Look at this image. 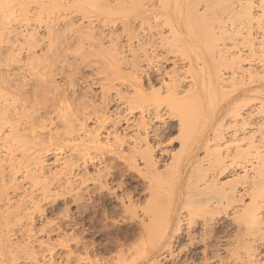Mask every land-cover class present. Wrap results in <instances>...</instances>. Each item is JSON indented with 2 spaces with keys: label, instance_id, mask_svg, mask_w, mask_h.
<instances>
[{
  "label": "bare ground",
  "instance_id": "6f19581e",
  "mask_svg": "<svg viewBox=\"0 0 264 264\" xmlns=\"http://www.w3.org/2000/svg\"><path fill=\"white\" fill-rule=\"evenodd\" d=\"M157 1L156 2L159 3V6L154 4V8L150 6L148 8L142 4V0H0V264H27L28 261H32L31 264H45L44 261H40L38 254L47 253L48 256L51 255L48 254L51 250L49 247L51 246V242L49 243L48 240H43L41 238L43 236L40 237V235H43L44 233L49 236L48 234L57 232H55V230L52 229L53 227L51 228L48 223H46L45 226L37 228L34 225L35 216L37 214L43 215L42 212L45 210L46 206L51 204V202L54 203V201H56L55 199H58L59 197L66 201V203L72 205H81L82 209L84 208V210L87 211L86 207L88 203L85 204V202L87 200L89 201V199L95 195V191L97 192L103 189L108 191L111 189L114 190L113 186L111 189L108 188V184L110 183L114 185L113 182L111 183L109 181L113 179L112 176L114 174L112 172L111 166L115 163L116 159L120 160L128 169H136L139 167V172H143L141 175L143 174L142 176L148 179V185L146 186L148 199H142L144 200L143 207L138 211L140 214L135 209H132L134 204L131 201L132 199L130 197V192L120 196H122L128 203V209L125 210L127 212L129 211V214H132V217L137 219L139 218L137 220V225L139 228L140 237L144 238L146 236L147 239H149L148 236L150 233L155 235V232H157V235H155L154 238L153 234L151 235L153 239L159 236L156 239L157 241L154 242L155 246L153 243L150 245L151 242L150 244H147L150 247L154 246L153 248H155L154 252L150 253L153 256V259L158 258L160 261H167L172 258L173 254L171 255L169 253L172 241L178 238L179 235L183 234L182 232L184 231V227L187 229L186 234L188 238L190 237L192 229L197 223H195L196 221L192 214H184L185 212L182 211L183 208L181 206V202L182 200H185L182 199L185 195L182 196L180 192L178 196L177 194L175 197L168 194L169 196L165 197V193L162 188L164 187V184H167V182L173 177H169L171 179L168 180L167 177L164 178L162 176L161 179L168 180L165 183L160 179L156 181V179L162 175V172L161 175H159L160 169L158 170V164L162 159L169 155L168 150L164 149L161 146L162 142H160V137L163 136L162 134L164 129L162 126L155 128L152 127V123L150 122L152 120H147L144 114L149 112V114L151 113L153 116L152 118L154 121H158L160 118L158 116L159 107L164 105L172 112L178 111L180 113L179 114L177 112L179 117L185 115L186 113H182L188 109V107L185 109V106H187L191 101L196 103L199 100L198 93L201 91V87H204L205 84H207V86L210 85L208 88L209 90H207L212 93V90L217 92L215 88H212L213 84L214 86L216 85L220 88L224 85L226 79L221 78L224 77V75H218L219 70L223 68L226 69V67L227 70L228 68L230 70L231 68L234 69L235 67V70L239 69L240 71L241 67L244 65H242V63H244L249 58L253 59V55L255 54L256 56L259 54L262 61L259 57L258 58L263 64L261 62V64L258 63L259 66L256 68L254 67L253 71H251L248 66L249 69H245L246 71L244 70L243 72L241 71V74H248L249 78H246H248L250 82L252 80L256 81L257 78L260 79L262 75L261 73H263L262 70L264 71V0ZM146 2L148 3V0H146ZM155 7H157L156 9L158 12L160 10L159 14L157 12V14L154 13ZM171 9L178 14H175ZM201 9L202 11H200ZM212 9L214 11L218 10L217 12H219V14H221V11H228L229 16H231L230 14L234 13H231L230 11H235V14L231 16V19L233 18V20L236 19L240 21L241 23L239 22V24L241 27H245L242 29L235 28L237 30L229 33L227 31H219L218 29L217 30L219 33L214 32L216 28L212 29L210 21L211 15L213 13L211 12L212 14L209 15L210 12H208L209 10L213 11ZM130 13L134 14L135 17L137 16L139 18L142 17L145 19H142L143 22H146V20L148 21L150 17H147L151 15L153 16L151 17L152 19H157V15H163V17L168 19V22H164L162 19H159L165 26L167 25V31L169 32H167V34H162V31L158 32L155 24H151L152 28H150L149 24V27L146 26L147 29L149 28L151 31L156 29L157 31L155 30L154 32H157V37L165 35L164 37L162 36V40L157 39L155 34L154 37H156V39L153 37V39L157 40L156 42L158 43H160V41L162 43L164 40L161 44V46H163L162 50L168 52H164L163 56L165 55L168 57V54L170 55L171 52L173 54V58V56L177 57V53H179L180 56L183 54V56H186V52H188V54L190 52L191 56H188V58L194 59V54L192 55V49L196 50V48H199L196 47V43L200 44L198 43V40H206L207 43L206 41H203V44L212 45V49L205 45L208 48L207 51V48L203 44L202 46L205 47V53L208 54L209 52V65L212 63L211 67H209L212 68V70H214L213 68L215 67V71H212L214 74H210L208 71L206 73L205 70V73H203L210 75L207 76V80L202 78L204 75L202 74L201 68L207 67L208 70V66L202 67V65H204L202 62V65L199 64L201 67H195L198 65H196L195 62L201 61L202 59L200 60L199 58L201 53L199 54V52L197 53L194 51V53H196L195 55H197L199 59L195 57L196 60L193 61L195 64L191 63L192 61L190 62L186 60L188 63H190V67L186 64L187 66L185 68L189 67L188 69H190V71L185 70V74H188L189 72L191 73L192 70L194 71L196 68H198L196 71L192 72L194 74L196 72L198 77L197 71L200 70L201 73L199 74H202L203 76L201 75V83H199V85L197 83L199 82L200 75L198 77V81L196 79L194 83L191 82L192 87L187 86L191 89V93H185L182 95V92L185 91L181 90L183 87L181 81L183 76L180 78L181 73L179 74V72L183 71L182 69L185 68H182L181 70L176 68V65L179 62L177 63L174 60H171L172 64H169L172 65L170 66L171 68L169 67L170 70H168V67L165 66L164 67L167 70H164V67L162 66L164 64H160L161 62H156L157 57H159V61H161L163 58H161L162 54H159L158 56L157 53V46L159 48L160 44H154V47H156L154 48L151 42H155V40H150L151 38H149V41H151L150 44L152 46H149V48H154L156 50L151 49V51H148L149 48L147 49L143 47L149 44L144 42L148 38L146 36V39L143 42L142 40L140 42L139 39H136L139 38L137 37L139 34L134 32L135 28L132 30V28L135 27L133 24H131L134 21L131 18L133 15L131 14L132 16H126ZM172 14L178 15L177 18H181L180 21H182V19L184 21H179L178 24H174L176 27H172L170 25L171 27L169 28V17ZM213 16V22H219V18L217 17L219 15L214 16V18ZM229 16L227 13L226 17L228 18ZM124 17H129L130 21H133L131 23L129 20L125 21ZM171 17L173 19L175 16L172 15ZM174 22L177 23L176 21ZM171 23H173L172 20ZM163 24L158 23L157 25L161 27V25L164 26ZM129 25H133V27H130ZM217 26L219 28L221 25ZM223 29L225 30V27ZM252 29H256L261 32H255L252 34ZM211 30L212 32H210ZM119 31L121 32L118 33ZM182 32L184 34H182ZM159 33H161L160 36ZM135 34H137V36H135ZM147 34H149L150 37V33ZM166 35H169L167 36L168 38H165ZM231 35L233 37L238 36L240 43H242V45L244 44V46H248L249 55H251L250 57L248 55V59L243 55V53L241 54V52H232L229 56H227L228 53L227 55L224 53L226 56L224 54L223 56L220 54V51H222L221 49L220 51L216 49L219 51V53L217 51L219 56H214L212 51L215 47L213 45L215 44L214 42H225L226 40L229 41L232 37ZM134 39L137 41V43H139V45L137 43L136 46L133 45ZM193 41H195V43ZM192 44L196 46L192 48ZM229 49L234 48L230 47ZM174 51L176 53H173ZM223 51L226 52L225 49H223ZM165 56L163 60L168 62V59L165 58ZM182 57L180 58L185 59ZM175 60L177 61L176 58ZM182 62L184 63V61H181L180 63ZM205 62H207L206 59ZM216 62L221 69L217 70V67L219 68V66H214ZM191 64L193 65V68ZM221 64L222 66L228 65L229 67L223 66L222 68ZM182 65L184 66V64ZM180 66L181 65H179V67ZM176 69H179L180 71L177 72ZM82 70H87V72L92 71L90 75H93V77L96 76L95 78H97V82L96 79L91 77L89 74L85 78L84 75H82ZM235 74H233V72L231 74L230 79L232 82L230 81V86L235 85V87L239 86L242 88L244 86V77L242 75V77L236 78L235 76L233 78V75ZM241 74L239 72V75ZM258 74H260L259 77ZM151 76H153L152 78H155V83L158 85V87H154V85L152 86L153 83H150L152 80V78L150 80ZM191 76L190 77L193 79L194 77L192 73ZM249 80L247 82H249ZM145 81L147 82V89L145 88L147 91L144 89ZM183 81L185 80L183 79ZM227 81H229V79L226 80V82ZM203 82L206 83L204 84ZM253 83L256 82H251V84ZM259 84L261 85V83ZM226 85L227 84L225 83V86ZM95 86H98L96 87L98 90L96 93H93L94 89L92 88ZM219 87L216 88L219 90ZM260 87H264V84H262ZM122 88L125 91H128L127 94H125L126 92L124 93V97L127 95L129 96L131 92L132 95L124 98L123 93L120 92ZM253 88V90L256 91L257 88ZM203 89L202 92L205 93ZM230 89L228 91H230ZM223 90L226 89L223 88ZM245 91L249 93L251 89H246ZM113 92L120 101H123L124 104H126V106H124L127 107L128 113L121 117L114 114L116 117L113 118V113H111V115L109 112V107L114 103L115 100L112 96ZM224 92L227 94L226 91ZM186 95L189 96V100L185 99L186 97L184 96ZM115 96L114 98H116ZM221 96H223V94ZM116 101L119 102L117 99ZM184 102L188 104L186 105ZM198 107H200V104ZM137 110L139 111V117L137 116L135 119V116L132 117V114L133 111L137 112ZM255 110L257 111V109ZM199 112L201 111L199 110ZM188 114L185 115L186 120ZM193 114L195 113L193 112ZM198 115L199 114H197V116ZM250 115L248 114V116ZM253 115L254 114L251 116ZM192 118L193 117L191 116L190 119ZM221 120H216L215 124L214 122H211L213 123V125H211L212 132L210 131V133L213 134L212 137L204 135L200 138H197L195 141L196 143L192 148L194 152L188 148L187 150L184 149L185 151L183 152L180 150L181 148L176 149L178 150L177 152L175 150L173 152H182L177 156L178 158L176 157L178 163L184 166V168L183 166L181 167L183 169L182 172H184L185 166L189 168L196 162H198L196 164H200L199 162H201L203 159L201 161L199 159L196 160V157L197 152L201 149L205 154L204 160L205 158L207 160L205 163L209 165L208 167L206 165L207 169L203 170V174L202 171H199L202 175L198 172V177H200L198 182L203 183V185L200 186V184L197 183L198 185L193 186L192 184L191 187H188L189 192H196L193 195L192 192H188L189 195L194 197H205L202 208H198L197 211L202 214L206 213V215L209 217L206 219V221H204V219L202 224L203 227L208 228V232L211 234L210 235L207 233L210 235L209 238L211 239V243L209 244L208 242L204 246L202 245L203 248H201L197 254L201 258V264H264V146L262 147V150H259V153L256 150L253 152V154L257 152L256 155H258L260 166H258V168L256 166L259 165L258 161L255 164L257 169L255 168L254 171L251 169L253 165H250V168L248 169L254 172L253 174L251 173L252 176L250 175L251 177L249 176L248 178L246 177V174L243 173V176H245L244 178L240 174V177H242L243 181L240 183L242 186L240 189V194L237 193L238 190L235 188L236 185L233 186L234 184L231 183L233 181H230V178L227 179L230 181V183L227 181L224 183H218L219 180L217 181L216 177L219 178L221 175L223 176V173L226 171L228 166H224V163H226L224 161L226 158L228 159L226 155H228L231 151L229 150L228 154L222 152L224 147L227 145L225 144V141L222 142L223 123H221ZM242 120L244 121V119ZM178 122L182 133L184 129L186 130V128H184L186 124L184 125V120L182 121L179 119ZM247 123L249 124V122ZM188 126H190L189 129L192 128V125ZM131 131L132 133H129L131 135H127V133ZM191 131H193V129H191ZM183 133L186 134L187 132ZM197 135L199 134L197 133ZM247 135L246 137L248 138L249 136ZM100 136L105 138L100 139ZM123 136H129V140H132V142H126ZM130 136H133V139L130 138ZM147 136H150V139L152 136L154 142L153 144L150 143V140L148 142ZM187 136L189 137V135ZM262 136H264V133ZM109 137L112 139L114 146L111 144L110 146L106 141L109 139ZM179 137L182 138L181 135H179ZM239 137H237V140L236 138L233 139L239 143V145L241 144V141H245V148L247 146L248 149H251V146L254 144L252 142L254 137L250 136V139L248 138V140H246L247 138H245L244 140L243 136L241 138L243 140L241 141L238 140L240 139ZM229 139H231L230 143L235 142L232 140V138ZM227 142H229V140H226V143ZM254 142H256L255 138ZM257 144L260 145L258 142ZM254 146H252V149L257 147ZM239 148L241 150L240 146ZM239 148L237 149L239 150ZM245 148L241 150L243 152L233 151L236 157H231L230 155L233 153H230L229 156L231 157V160L232 158L239 160V155L244 158L245 156L246 158L247 156L253 157V150H251V152L249 150L248 152L246 149V153L252 154L249 156L250 154L245 155ZM89 149H94L101 152L103 150L106 151L107 149L110 157L106 152L104 155H107L106 157L109 158V161L107 160L109 163H102L104 164L102 168L99 167V169H95L93 173H90L88 170L89 166H94L96 164V162L94 163V160L97 159L95 157H101V154L96 151L97 154L99 153L100 155L98 156L96 154V156L93 158L91 157L92 153L89 154L88 152ZM228 149L230 148L226 147L227 151ZM226 150L225 152H227ZM156 153L159 155L158 158L155 155ZM223 153L226 155L223 156ZM173 157H175V155H173ZM175 159L173 160V163L172 161L168 162L169 164L171 163L170 165L172 167V164L177 163V161L175 162ZM235 160L233 159L234 162ZM97 161L99 164L104 160L100 162L99 160ZM242 161L245 162L243 158L240 162ZM111 162L114 163L112 164ZM232 162L228 164L229 167H231L230 164H232ZM247 162L244 166L247 165ZM180 164H177L178 167H180ZM243 164H241L240 168L244 169L245 167H243ZM118 165L122 164L118 163ZM171 166L169 167L167 165V167H169V171H171ZM174 167H176V165ZM178 167L175 168V171H179L177 170ZM197 169L195 171H197ZM163 170L164 169H162V171ZM120 172L121 170L119 173ZM163 173L165 172L163 171ZM175 174L176 173H174V175ZM178 174L180 173L178 172ZM195 174L197 175L196 172ZM190 176L191 175H189L188 178ZM240 177L238 179H240ZM235 182H237V180ZM89 183L92 184L91 189H89V186H91ZM192 183H194V181ZM121 184L123 183L121 182ZM121 184L119 183V185ZM119 185H117V187H120ZM114 187H116V185ZM115 190H120V188H115ZM185 194L187 196L186 192ZM191 198L188 197L187 200ZM244 198L247 199V201H245L246 203L242 201ZM192 199L195 200L196 198ZM239 202H241V204L235 205ZM233 205H235V208L233 209L234 211H232V219L235 224L233 235L230 237L227 233H224V235L220 237H215L214 232L216 231L214 229L216 228H214V216L219 211L226 212L227 208L232 207ZM190 208L193 207L191 206ZM64 214L66 215V213ZM207 234L205 236H207ZM85 241L82 242L83 244L80 243L82 244V248L84 250L87 247ZM136 246L139 249V244ZM150 256H145V260L151 261V259H149ZM86 258L88 259V257ZM141 258L143 259V257ZM129 261L131 262V260ZM86 262L83 264H87ZM183 262L184 263L182 264H185L188 261L185 259Z\"/></svg>",
  "mask_w": 264,
  "mask_h": 264
},
{
  "label": "rangeland",
  "instance_id": "374dc122",
  "mask_svg": "<svg viewBox=\"0 0 264 264\" xmlns=\"http://www.w3.org/2000/svg\"><path fill=\"white\" fill-rule=\"evenodd\" d=\"M144 1V2H143ZM149 1H151V0H148V3L146 2V0H142V4L145 6V7H148L149 8V6L150 7H153L154 8V6L155 5H158L159 6V3H157L158 1L157 0H152L151 2H152V4L150 5V3L151 2H149ZM157 1V2H156ZM156 2V3H155ZM159 2H160V0H159ZM146 3V4H145ZM149 4V5H148ZM155 4V5H154ZM154 5V6H153ZM157 7H155V11H154V13L155 14H159L160 13V10H159V12H158V10L156 9ZM157 10V11H156ZM172 10V9H171ZM213 10V9H212ZM172 11H174V10H172ZM200 11H202V9L200 10ZM216 11V10H215ZM214 10L213 11H208V12H210V14L209 15H211L212 13L214 14V16H217V15H219V16H217L218 18H219V22H213V20H212V16H213V14L211 15V19H210V21H211V26H212V29L214 28H216L215 29V31L214 32H216V33H219V31H223V32H232V31H234V30H237V29H235V28H243V27H245V26H242L241 27V25L239 24V22L240 21H238V20H236V19H234L233 20V18L231 19V16L233 15V14H235V11H230L231 13L232 12H234V13H232V14H230L231 16H229V12L227 11V12H220L221 14H219V12H215ZM157 12V13H156ZM208 12H207V15H208ZM212 12V13H211ZM217 14H215V13ZM174 13L175 14H178V13H176L175 11H174ZM182 13H185V12H182ZM227 13H228V18L226 17L227 16ZM132 13H130V14H127L126 16H132L133 15V17H131L132 19V21H133V23H131L132 21H130V18L129 17H124L125 18V21H127V20H129V22L131 23V24H133L135 27H133V25H129L130 27H133L132 28V30H134V28H135V30H134V32L136 33L137 32V34H139L138 36H137V34H135V36H137V37H139V38H136V39H139L140 40V42H141V40H142V42L146 39V36H147V40H145L144 42L147 44V43H149L150 44V42L151 41H149V38H151L150 40H155L156 39V37H157V32H154L156 29H158V32H161L162 34L164 33V34H167V30H168V27H167V25L165 26L164 24H163V22L161 21V20H159V19H162L164 22H168L167 20L168 19H166V17H163V15H157L158 16V18L157 19H155V18H151V17H153L152 15L151 16H148L147 18H149V20L147 21L146 20V22L144 21H142V17H135L134 16V14H132ZM225 14V15H224ZM175 16L173 19H172V17L171 16ZM170 17H169V24H168V26H169V28L172 26V27H176V26H174V24H178L179 23V21L181 20V18L179 19V18H177L178 17V15H174V14H172ZM183 15V14H182ZM224 15V16H223ZM163 17V18H161V17ZM181 16V15H180ZM185 16V15H184ZM214 16H213V18H214ZM160 17V18H159ZM209 17V16H208ZM223 17H224V20H223ZM129 18V19H128ZM164 18H165V20H164ZM230 18V19H229ZM172 20V22L173 23H171V20ZM178 20V22H177V20ZM229 19V20H228ZM143 20H145V19H143ZM159 21H161V22H159ZM174 21H176L177 23H175ZM184 20L182 19V21H180V22H183ZM213 22V23H212ZM147 25H146V24ZM160 24V23H162L164 26H162L161 25V27H159V25H157V24ZM224 23H225V25H224ZM241 23V22H240ZM148 24H149V26H150V28H152L151 26V24H155V27H156V29H153L152 31L149 29H147V27H149L148 26ZM221 25L222 26V28H221V26H219V28H218V26L217 25ZM224 26H223V25ZM137 25V26H136ZM139 25V26H138ZM141 25V26H140ZM171 25V26H170ZM215 25V26H214ZM147 26V27H146ZM154 26V25H153ZM210 26V27H211ZM238 26V27H237ZM240 26V27H239ZM158 27V28H157ZM194 27V26H193ZM192 27V28H193ZM210 27H209V29H210ZM225 27V30L223 29ZM137 28H140V29H137ZM167 28V29H166ZM195 28V27H194ZM229 28V29H228ZM160 29H162V30H160ZM219 31H218V30ZM221 29V30H220ZM223 29V30H222ZM231 29V30H230ZM241 29H240V31H241ZM186 30V29H185ZM229 30V31H228ZM245 30V29H244ZM244 30H242V31H244ZM253 30H254V32H253ZM256 29H252L251 30V33L252 34H254L255 32H258V33H260L261 31H259V30H256ZM157 31V30H156ZM170 31V30H169ZM121 31H119L118 33H120ZM184 32V31H183ZM182 32V34H184ZM210 32H212V30L210 31ZM147 33H150V37H149V34H147ZM161 33H159V36H160V34ZM169 33V32H168ZM186 33V32H185ZM154 34L156 35V37H154ZM171 35V34H170ZM163 37L165 36V35H162ZM162 36H160V37H157V39H160V40H162L163 38H162ZM167 36H169V35H166V37L165 38H168ZM232 36V35H231ZM255 36V35H254ZM153 37L155 38V39H153ZM233 37V36H232ZM231 37V39H233V40H229V41H225V42H221V41H217V42H214L215 44H213V43H211V44H213L215 47L213 48V53H214V56L215 57H218L219 55H218V53H219V51H220V49L222 50V51H220L221 53L220 54H224V53H226V55H227V53H228V55L227 56H229L230 55V53H235V52H241V54L243 53V55L248 59V55H249V51H248V46H244V44L242 45V43H240V40L238 39L239 37L238 36H234L233 38ZM143 38V39H142ZM170 38V37H169ZM159 40V41H160ZM234 40H235V42H234ZM136 40L134 39V41H133V45H139V43H137V41L135 42ZM157 40H155V42L153 41V42H151L153 45V47L155 46L154 44H160L159 45V48H158V46H157V53H158V56H159V54H162V56H161V58L163 57L164 58V56H163V54H164V52H168V51H164V50H162V47L163 46H161V44L163 43V41H162V43H161V41H160V43H158V42H156ZM204 40H198V43H200V44H197L196 43V47H199L198 49L196 48V50H194V49H192L193 47H195L193 44L195 43V41H193L194 43L192 44L193 46H192V55L194 54V59L193 58H188V56L190 57L191 56V53L189 52V54H188V52H186L187 54H186V56H183L182 54V56L185 58V59H181L180 57H182V56H180V54L179 53H177V55L176 54H174V55H176L177 57H175V56H173V58H172V53L170 52V55L168 54V57H166L165 56V58H167L168 59V62H165L164 60H163V58L161 59V61H159L158 59H159V57H157L156 58V62H161L160 64H164V65H162L163 67L165 66V67H168V70H170L169 69V67L170 66H172V65H169V64H172L171 62L174 60L175 62H179L177 65H176V68H179L180 70L182 69V68H185L187 65L190 67V63H188L187 61H192L191 63H194L193 61H195L196 60V58L195 57H197V55H195L196 53H194V51L195 52H199V54H200V56H199V54H198V56H199V58H200V60L201 61H198V62H195L196 63V65L197 66H195V67H201L199 64H203L204 63V65H202V67L203 66H208V70H207V67H203V68H201L202 69V74L204 75H202V74H199V73H201V71L200 70H198L197 72H198V77H199V75H200V77H199V82L197 83L198 85H199V83H201L200 82V78L202 77V78H205L204 80H207V76L208 75H210V74H214V73H212V71H215V67L213 68L214 70H212V68H210L211 67V60H210V65H209V62H208V59H210V58H208V55H209V52H208V54L207 53H205V51H204V49H205V47L207 48V46L210 48V49H212V45H208V44H205V45H207V46H205L203 43L206 41H204ZM196 42H197V40H196ZM202 42V43H201ZM209 42V41H208ZM210 42H211V40H210ZM210 42H209V44H210ZM137 43V44H136ZM206 43H207V41H206ZM225 43V44H224ZM227 43H229V44H231V45H229V44H227ZM239 43V44H238ZM146 45V46H143V47H145V48H149V46L150 47H152L151 46V44L150 45ZM202 44L205 46H202ZM241 44V45H240ZM199 45V46H198ZM224 45V46H223ZM226 45V46H225ZM148 46V47H147ZM161 46V47H160ZM238 46V47H237ZM234 48V49H229V48ZM243 47H246V48H243ZM154 48H156V47H154ZM154 48H149L148 49V51L150 50L151 51V49L153 50ZM242 48V49H241ZM161 49V50H160ZM216 49H218V50H216ZM223 49H225V51L226 52H224L223 51ZM237 49V50H236ZM154 50H156V49H154ZM201 50V51H200ZM215 50V51H214ZM231 50V51H230ZM160 51V52H159ZM188 51H191V50H188ZM207 51H208V48H207ZM206 51V52H207ZM217 51H218V53H217ZM229 51V52H228ZM223 52V53H222ZM173 53H176L175 51L173 52ZM217 53V54H216ZM166 54V55H167ZM207 54V55H206ZM217 56H216V55ZM247 54V55H246ZM179 55V56H178ZM206 55V56H205ZM225 55V54H224ZM223 55V56H224ZM225 55V56H226ZM258 56H256V54L255 55H253V59H251V58H249L248 60H246L244 63H242V65L244 66H242L241 67V70L239 71V69H237V70H235V67H234V69H230L229 70V68H228V70H227V67L226 66H228V65H223V66H225L226 67V69L225 68H223V66H222V64H221V67L223 68V69H221L220 68V66L218 65V61L214 64V66L215 65H218L219 66V68L217 67V70H219V69H221V70H219V74L218 75H221L222 74V76L224 75V77H221V78H225L226 80H228L229 79V81H227L226 82V80H225V83L227 84L226 86H225V83H224V85L223 86H221V88L219 87V86H214V84L212 85L213 87L212 88H215L216 90H217V92L214 90H212L211 89V87H210V89L212 90V93L210 92V91H208L209 89V86H207V84H205L204 82V84L206 85H204V87H201V91L199 92V93H201V94H199L198 93V97H199V103H198V101L195 103L194 101H188V102H190L191 104H192V106H191V104L189 103H186V102H184V103H186V105L187 106H185V109H186V107H188V109H186L184 112H182L183 114H188V112H189V114L187 115L188 117H187V120H186V117H185V115H180L181 117H179V112L178 111H175V112H172V111H170L166 106H160L159 107V110H158V116L160 117L159 118V120L158 121H154V119L152 118L153 116L151 115V113L149 114V112L147 113V114H144L145 115V117L147 118V120H152V121H150L152 124V127H163V129H164V132H163V136L162 137H160V142H162V144H161V146L164 148V149H167L168 150V153H169V155L168 156H166L164 159H162L161 160V162L158 164V170L160 171V173H159V175H161V172H162V175L161 176H159L157 179H156V181H158L159 179L161 180V181H163L164 183L166 182V181H168V180H170L172 177V179L170 180V181H168L167 182V184H164V187L162 188L163 190H164V193H165V197H168L169 195L168 194H170V196L171 195H173L174 197H175V195L177 194V196H178V194L181 192V195L182 196H184L182 199H185V200H182V202H181V206H182V211H184L185 213L184 214H186V213H190V214H192V216H194V219H195V223H197V224H195V227L192 229V232H191V235H190V237L188 238V236H187V234H186V231H187V229H186V227H184V231L182 232L183 234L182 235H179V237L178 238H176L175 240H173L172 241V245H171V248H170V254L172 255V258H170L169 260H167V261H163V260H159L158 258H156V259H153V256L150 254L151 252H154V250H155V248H153L154 246H155V241H157L156 239L159 237H157V238H155V239H153L154 238V236L155 235H157V232H155V235L153 234V238H152V234L150 233L149 234V239H147V237L145 238H142V237H140V235H139V228H138V225H137V220L139 219H137V218H134V217H132L131 215L132 214H129V211L127 212L125 209H128V203L126 202V200H124V198L122 197V196H120V195H123V194H125V193H129L130 192V197H131V201L133 202V204H134V206L132 207V209H135L137 212L143 207V201L144 200H142V199H148V194H147V188H146V186L148 185V179L145 177L144 178V176H142L141 175V173H143V172H139V167L138 168H136V169H132V168H130V169H128V168H126L124 165H123V163L120 161V160H115V163L113 164L112 162V172H113V176H112V180H110L109 182H113V184L114 185H112V184H110V186H109V184H108V188H112V186H113V188H114V190L113 189H111V190H106V189H103V190H99V191H95V195H93V197L91 198V199H89V201H90V203H89V201L87 200L86 202H85V204H87V207H86V209H87V211H85L84 210V208L82 209V206L81 205H77V204H69V203H66V201H64L61 197H57L58 199H55L56 201H54V203H52L51 202V204H48L47 206H46V208H45V210L42 212V214L43 215H39V214H37L36 216H35V219H34V225L38 228H40L41 226H45V224L46 223H48L49 224V226L52 228V229H54L55 230V232H57V233H50V234H48L49 236H47V234H44L43 232V235L41 234H39L40 235V237L41 236H43V237H41L43 240H48V242L51 244V246H49L50 247V253H48V254H51L52 255V257H51V255H47V253H39L38 254V258L40 259V261L42 262V261H44L45 262V264H51V262H52V264H83V263H85L86 261V263L87 264H158L159 263V261H160V263L159 264H182V263H184L183 262V260H185V259H187V261L188 262H186L187 264H189V262H190V264H201L200 262H202L201 261V258L199 257V255L197 254V253H199V250L201 249V248H203V246L205 245V244H207L208 242H209V244L211 243L210 242V233L208 232V228H205V227H203V222L204 221H206V219L207 218H209L208 217V215H206V213L205 214H202V213H200V212H198L197 210H198V208H202V206H203V203H204V200H205V197H200V196H192L193 194H195L194 192H192V191H188L189 190V186L191 187V185L193 184V186L194 185H198V184H200V186H202L203 185V183H199L198 182V180H200L199 178L200 177H198V172L199 171H202V174H203V170H205V169H207V167L209 166L208 164H206L205 162L207 161L206 160V158H205V160H204V157H205V154H204V151L201 149V150H199L198 152H197V157H196V160L197 159H199L201 162H199L200 164H196V163H198V162H196L193 166H191V167H186L185 166V170H184V172H182L183 171V169L181 168L183 165H181L180 163H178V160H177V156L179 155V154H181L183 151H185V150H187V148L188 149H191L192 150V148L194 147V145H195V141L197 140V138H200L201 136H213V134L212 133H210V131L212 132V126L211 125H213V123H211V122H214V124H215V122H216V120H218V121H220L221 119V123H223L222 125V131H223V139H222V142L223 141H225V144L227 145H225L227 148H230V149H228V151L226 150V147H224V150H222V152H224V153H227L228 154V152H229V150H231L230 152H229V154L228 155H226V154H224L223 153V156L224 155H226V157H228V159L226 158V160L224 161V162H226V163H224V166H228L227 167V169H226V171L223 173V176L221 175H219L220 177L219 178H217L216 177V179H217V181H218V183L219 182H222V183H224L225 181H227V182H229L230 183V181H233V182H231V183H233L232 185L233 186H235V188H236V190H238L237 191V193L238 194H240V189H241V185H240V183L241 182H243L242 181V177H240L241 175L243 176V173L244 174H246V177H248L249 178V176L251 175L252 176V174L254 173V172H252V170H254L255 171V164L259 161V158H258V155H256L257 154V152L256 151H258V153H259V150H262L263 148V144H264V136H262L263 135V133H264V87H260L262 84H264V79H263V77H264V71L262 70V72L263 73H261L262 75H261V78L263 79H256V81L255 80H252L251 82H256V83H253V84H251V82H250V80L248 79L249 77H248V74H245V73H243V74H241L245 69H251V71H253V68L255 67H257V66H259V64H261L262 62V60H261V58H260V56H259V54H257ZM157 56V55H156ZM201 56H203V57H201ZM251 55H249V57H250ZM177 59V61L175 60V58ZM182 57V58H183ZM193 57V56H192ZM210 57V56H209ZM260 58V60H259V58ZM172 58V59H171ZM188 58V59H187ZM198 58V57H197ZM198 58V59H199ZM203 58H204V61H203ZM184 61V63L182 62V63H180L181 61ZM197 59V60H198ZM205 59H206V61L208 62H205ZM170 60V61H169ZM172 60V61H171ZM187 60V61H186ZM164 61V62H163ZM185 62H187V63H185ZM203 62V63H202ZM246 62H248V63H246ZM261 62V63H260ZM166 63V64H165ZM194 63V64H195ZM259 63V64H258ZM182 64H184V66L182 65ZM187 64V65H186ZM263 64V63H262ZM179 65H181L180 67H179ZM192 65V64H191ZM178 66V67H177ZM183 66V67H182ZM210 66V67H209ZM248 66H249V68H248ZM252 66V67H251ZM164 67V70L166 69ZM189 67H187V68H185V69H182L183 71H180L179 69H176L177 70V72L178 71H180L179 72V74L181 73V75H180V78H181V76H183V78H182V86L184 87H182V91H185V92H182V95L183 94H185V93H187V94H189V93H191L190 91H191V89L190 88H188V87H192V83H194L195 82V80L197 79V81H198V77H197V73L195 72V74L193 73L194 71H196L198 68H196L193 72L191 71V73H192V75H193V77L195 78V77H197V78H191L192 76H191V73L189 74H185V70L186 71H190V69H188ZM229 67V66H228ZM171 68V67H170ZM192 68H193V65H192ZM87 69V68H86ZM88 70H90V69H88ZM167 70V69H166ZM206 70V71H205ZM227 70V71H226ZM233 70V71H232ZM85 73H83V72ZM81 72H82V75H84V77L86 78L87 76H88V74L90 75L91 74V72L90 71H88L87 72V70H82ZM207 73V71H208V73H210V74H204L205 72ZM228 72V73H226V72ZM238 73H237V72ZM242 71V72H241ZM246 71V70H245ZM90 72V73H89ZM184 72V73H183ZM204 72V73H203ZM232 72H233V74H235V73H237V74H235V75H233V78L236 76V78H238V77H242V75H243V77H244V86L241 88V87H239V86H237V87H235V85H232V86H230V81H231V79H230V77H231V74H232ZM239 72H240V74L241 75H239ZM93 74V73H92ZM94 74H95V71H94ZM230 74V75H229ZM86 75V76H85ZM184 75H186V76H184ZM195 75V76H194ZM202 75V76H201ZM205 75H206V77H205ZM259 75L260 74H258V77H259ZM91 76V75H90ZM188 76V77H187ZM191 76V77H190ZM91 77H93V75L91 76ZM91 77H88V78H91ZM96 77V76H95ZM95 77H93V78H95ZM153 76H151L150 77V80H151V78H152ZM185 77V78H184ZM229 77V78H228ZM246 77H248V78H246ZM190 78V79H189ZM228 78V79H227ZM235 78V79H236ZM96 79V82H97V78H95ZM183 79L185 80V81H183ZM249 80V82H247L248 80ZM154 80V81H153ZM191 80V81H190ZM260 82H259V81ZM237 81V80H236ZM153 84H152V83ZM184 82V83H183ZM189 82V83H188ZM192 82V83H191ZM228 82H229V84H228ZM232 82V81H231ZM247 82V83H246ZM258 82V83H257ZM150 83L152 84V86L154 85V87L156 86V87H158V85L155 83V78H152V80L150 81ZM209 83V82H208ZM238 83V82H237ZM246 83V84H245ZM259 83H261V85L259 84ZM144 84L146 85H144V89L146 88L147 89V82L145 81L144 82ZM210 84V83H209ZM189 85H191V86H189ZM197 85V86H198ZM203 85V84H202ZM229 85V86H228ZM260 85V86H259ZM188 86V87H187ZM201 86V85H200ZM258 86V87H257ZM96 87H98V86H95V87H93L92 89H94L93 91V93H96L97 92V90H98V88H96ZM205 87H207V88H205ZM216 87H219V90L216 88ZM224 89H226V90H223V88ZM231 87H233V88H231ZM253 87H255V88H257L256 89V91L255 90H253L254 88ZM186 88H188V89H186ZM204 88V89H203ZM231 88V89H230ZM116 89V88H115ZM118 89V88H117ZM145 89V90H146ZM190 89V90H189ZM202 89L205 91V93L204 92H202ZM208 89V90H207ZM230 89V91H228ZM246 89H251V91L249 92V93H247L245 90ZM124 92H123V91ZM122 90H120V92L121 93H123V97H124V95L125 94H127V92L128 91H125L123 88H122ZM187 90V91H186ZM147 91V90H146ZM145 91V92H146ZM189 91V92H188ZM224 91H226V93L227 94H225V92ZM234 91V92H233ZM126 92V93H125ZM207 92V93H206ZM210 92V93H209ZM224 92V93H223ZM232 92V93H231ZM125 93V94H124ZM203 93V94H202ZM229 93V94H228ZM215 94H217V95H215ZM223 94V96H221ZM130 95H132V92H131V94ZM129 95V96H130ZM200 95H201V98H200ZM203 95V96H202ZM205 95V96H204ZM213 95V96H212ZM243 95H245V96H243ZM112 96H113V99H115L114 100V103L109 107V112H110V114L111 113H113V118H115L117 115H119L120 117L121 116H123L124 114H126V113H128V111H127V107H125L126 106V104H124V102L123 101H120L115 95H114V92L112 93ZM114 96L116 97V98H114ZM128 96V95H127ZM127 96H125L126 98H127ZM128 96V97H129ZM191 96H192V94H191ZM207 96V97H206ZM220 96H221V98H220ZM124 97V98H125ZM184 97H186L185 99H188L189 100V96H184ZM188 97V98H187ZM194 97V96H193ZM192 97V98H193ZM210 97H212V98H210ZM216 97V98H215ZM116 99L119 101V102H121V103H119V102H117L116 101ZM191 99V98H190ZM202 99V100H201ZM215 99V100H214ZM221 100V101H220ZM201 101V102H200ZM215 101V102H214ZM249 101V102H248ZM117 102V103H116ZM211 102H213V103H211ZM97 103V102H96ZM183 103V104H184ZM198 103V104H197ZM242 103V104H241ZM123 104V105H122ZM197 104V105H196ZM199 104H200V107H198L199 106ZM237 104H239V105H237ZM245 104H246V106H245ZM248 104V105H247ZM125 105V106H124ZM197 106V108H198V110H197V108H196V106ZM251 106H252V108H251ZM162 107V108H161ZM237 107V108H236ZM241 107H243V108H241ZM126 108V109H125ZM161 108V109H160ZM166 110H165V109ZM208 108V109H207ZM240 108V109H239ZM237 109V110H236ZM255 109H257V111L255 110ZM115 110V111H114ZM191 110V111H190ZM199 110L201 111V112H199ZM236 110V111H235ZM251 110H253V111H251ZM112 111H114V112H112ZM127 111V112H126ZM160 111V112H159ZM198 111V112H197ZM214 111V112H213ZM235 111V112H234ZM250 111V112H249ZM262 111V112H261ZM138 110H137V112H135V111H133V114H132V117H134L135 116V119L137 118V116L139 117V115H138ZM162 112V113H161ZM169 112H171V113H169ZM179 114H178V113ZM193 112L195 113V114H193ZM228 112H229V114H228ZM230 112H231V114H230ZM254 112V113H253ZM118 113H120V114H118ZM136 113V114H135ZM237 113V114H236ZM114 114H116V116H114ZM122 114V115H121ZM166 114H168V115H166ZM197 114H199L198 116H197ZM248 114L250 115H252V114H254L253 116H248ZM161 115V116H160ZM222 115V116H221ZM118 116V117H119ZM191 116L194 118H192V119H190L191 118ZM195 116V117H194ZM219 116V117H218ZM247 116V117H246ZM174 117V118H173ZM218 117V118H217ZM243 117V118H242ZM253 118V120H252V118ZM145 118V119H146ZM189 118V119H188ZM196 118V119H195ZM197 118H198V120H197ZM216 118V119H215ZM219 118H221V119H219ZM134 119V118H133ZM161 119V120H160ZM184 120V125L186 124V126L184 127V128H186V130L184 129V131H183V129H182V131L183 132H187L186 134L187 135H189V137L185 134V133H181V128L179 127V122H178V120ZM215 119V120H214ZM242 119H244V121L242 120ZM193 120H195V121H193ZM207 122H206V121ZM163 121V122H162ZM217 121V122H218ZM249 122V124L247 123V122ZM177 122V123H176ZM188 122V123H187ZM191 122V123H190ZM195 124H194V123ZM197 122V123H196ZM241 122H242V124H241ZM251 122V123H250ZM164 123V124H163ZM190 123V124H189ZM210 124V125H209ZM252 124V125H251ZM253 124H254V126H253ZM90 125V124H89ZM155 125V126H154ZM188 125H192V128H190L189 129V127L190 126H188ZM210 128V129H209ZM254 128V129H253ZM166 129V130H165ZM180 129V130H179ZM188 129H189V131H188ZM191 129H193V131H191ZM206 129V130H205ZM195 130V131H194ZM200 130V131H199ZM204 130V131H203ZM242 130V131H241ZM262 130V131H261ZM178 131H179V133H181V134H179L178 133ZM199 131V132H198ZM208 131V132H207ZM225 131V132H224ZM251 131V132H250ZM254 131H255V133H254ZM168 132V133H167ZM239 132V133H238ZM129 133H132V131L131 132H128L127 133V135H131V134H129ZM189 133V134H188ZM197 133L199 134V135H197ZM202 135H201V134ZM208 133V134H207ZM225 133H226V135H225ZM254 133V134H253ZM182 134H184V135H182ZM197 136H196V135ZM247 136H249L248 138L250 139V136L251 137H254L255 138V140H256V142H254V138L252 139V142L255 144H257V142L260 144V145H256L255 144V146H257L256 148H254V149H252L253 147L252 146H254V144L251 146V149H248V147L246 146V148H245V141H241V140H245V138H247L246 137V135ZM251 134V135H250ZM256 134V135H255ZM260 134V135H259ZM262 134V135H261ZM179 135H181L182 136V138L181 137H179ZM237 135H239V136H237ZM253 135V136H252ZM255 135V136H254ZM257 135H258V137H257ZM224 136H225V138H224ZM233 136H235V137H233ZM244 136V137H243ZM261 136V137H260ZM124 137V136H123ZM122 137V138H123ZM128 137V138H127ZM125 136L124 137V140L126 141V142H129V143H131L132 142V140H129V136ZM133 137V136H132ZM131 136H130V138H132ZM142 137V136H141ZM185 137V138H184ZM191 137V138H190ZM227 137V138H226ZM237 137H239L240 139H238L239 141H241V144L239 145V143H237L234 139L236 138V140H237ZM243 137V139H241ZM102 138H105V137H102V136H100V139H102ZM186 138H188V139H186ZM229 138H232V140H234L235 142L234 143H230V140L231 139H229ZM234 138V139H233ZM248 138L246 139V140H248ZM257 138V139H256ZM110 139V140H109ZM109 139L108 140H106L107 142H108V144L110 145H113V143H112V139L109 137ZM133 139V138H132ZM147 139H148V142H149V140H150V143L151 144H153L154 142H153V138H152V136H151V139H150V136L148 137L147 136ZM165 139V140H164ZM185 139V140H184ZM261 140V141H259V140ZM192 140V141H191ZM226 140L228 141L229 140V142H227L226 143ZM106 141H104V142H106ZM111 143H110V142ZM187 141V142H186ZM238 141V142H239ZM193 142V143H192ZM232 142V141H231ZM243 142V143H242ZM235 143H236V145H235ZM263 143V144H262ZM184 144V145H183ZM211 144H212V142H211ZM243 144V145H242ZM110 145V146H111ZM165 145V146H164ZM178 145H179V147H178ZM241 147V150H243L244 148H245V150H244V153H245V155L246 154H250V153H246L247 152V150H248V152H249V150H250V152H251V150H253L252 151V154H253V152H254V150H256L255 152L256 153H254L253 155L252 154H250L249 156H253V157H248L247 156V158H246V156H245V158L244 157H241V155H237L238 157H239V160L237 159V160H235L236 158H232V160H231V157L232 156H235V153H233V151L235 152V151H240V152H243V151H241L240 150V148H239V146ZM114 146V145H113ZM112 146V147H113ZM237 146V147H236ZM244 148H243V147ZM254 146V147H255ZM124 147H125V145H124ZM184 147V148H183ZM181 148V149H180ZM222 148H223V146H222ZM237 148H239V150L237 149ZM250 148V147H249ZM258 148V149H257ZM176 149H180L182 152L180 153V151L178 152V153H176L178 150H176ZM185 149V150H184ZM247 149V150H246ZM90 150V151H89ZM88 150V152H89V154H91L90 156L91 157H95L96 156V154H97V152L96 151H98V150H92V149H89ZM174 150L176 151L175 153H173L174 152ZM225 150L227 151V152H225ZM193 151V150H192ZM246 151V152H245ZM100 154H101V157L99 156L100 154L98 153L97 155L99 156V157H95V158H97V159H95L94 160V163L96 162V164L94 165V166H89V168H88V170H89V172L90 173H93L94 172V170L95 169H99V167L100 168H102L103 167V165L104 164H102V163H109V162H107V160L109 161V158L108 157H106L107 155L109 156V154H108V152H107V149H106V151L105 150H103L102 152L101 151H98ZM107 153V155H104V153ZM194 152V151H193ZM95 153V154H94ZM230 153L232 154V155H230ZM237 153V152H236ZM102 154H103V156H102ZM156 156H157V158L159 157V155L156 153L155 154ZM173 155H175V157H173ZM231 157H230V156ZM244 155V154H243ZM242 155V156H243ZM89 156V157H90ZM103 157V158H102ZM110 157V156H109ZM177 157V158H176ZM236 157V156H235ZM241 157V158H240ZM257 157V158H256ZM259 157H260V155H259ZM108 158V159H107ZM175 159V162L177 161V163H175V164H172L173 165V167L168 163V162H171L172 161V163H173V160ZM225 158V157H224ZM242 158L245 160V162L244 161H242V162H240L241 160H242ZM250 158V159H249ZM101 159H103V160H101ZM233 159L235 160V162L233 161ZM241 159V160H240ZM253 159H254V161H253ZM97 160H99V162L100 161H103V162H100L99 164L97 163L98 161ZM164 160V161H163ZM228 160V161H227ZM252 160V161H251ZM256 160V161H255ZM233 161V162H232ZM248 161V162H247ZM165 162V163H164ZM230 162H232V164H230V166L231 167H229V163ZM239 164H238V163ZM247 162V167L246 166H244L245 165V163ZM252 162V163H251ZM118 163L119 164H122V165H118ZM244 163V164H243ZM260 163V161L258 162V164ZM117 164V165H116ZM137 164H138V162H137ZM166 164V165H165ZM177 164H180L179 166L180 167H178V165ZM241 164H243V167H245L244 169L243 168H240L241 167ZM167 165L170 167L171 166V171H169V167H167ZM176 165V167H178V169L177 170H179V171H175L176 169V167H174ZM202 167H201V166ZM206 165H207V167H206ZM250 165L252 166V170L250 171L248 168H250ZM117 166V167H116ZM165 166V167H164ZM196 166H198V167H196ZM235 166V167H234ZM257 166V168H258V166H260V164L259 165H256ZM119 167V168H118ZM194 167H196V168H194ZM200 167V168H199ZM203 167H204V169H203ZM206 167V168H205ZM225 167V168H226ZM173 168V169H172ZM180 168V169H179ZM183 168H184V166H183ZM186 168H188V169H186ZM199 170H198V169ZM256 168V169H257ZM121 170V174L119 173V171ZM162 169H164L163 171L165 172V173H163V171H162ZM197 169V171H195ZM233 169V170H232ZM241 169V170H240ZM242 169H243V171H242ZM246 169H248V170H246ZM181 170V171H180ZM192 170V171H191ZM194 170V171H193ZM230 170V171H229ZM238 170V171H237ZM244 170H245V172H244ZM116 171V172H115ZM123 172V173H122ZM174 175V173H176L174 176L171 174V173ZM178 172L180 173V174H178ZM195 172L197 173V175L195 174ZM242 172V173H241ZM252 173V174H251ZM193 174V175H192ZM195 174V175H194ZM199 174H201V172H199ZM201 174V175H202ZM241 174V175H240ZM121 175V176H120ZM170 175H172V176H170ZM177 175H178V177H177ZM189 175H191L189 178H188V176ZM200 175V176H201ZM120 176V177H119ZM162 176L165 178V177H167L168 178V180H165V179H161L162 178ZM250 176V177H251ZM169 177H171V178H169ZM194 177V178H193ZM232 177V178H231ZM237 177V178H236ZM240 177V179H238ZM244 178H245V176H243ZM166 178V179H167ZM198 178V179H197ZM230 178V179H229ZM235 179V181L237 180V182H235L234 181V179ZM116 179V180H115ZM226 179V180H225ZM227 179H229L230 181H228ZM232 179V180H231ZM122 180V181H121ZM165 180V181H164ZM188 180H189V182H188ZM222 180V181H221ZM194 181V183H192ZM121 184V182L123 183V184H121V185H119V183ZM188 182V183H187ZM117 183V184H116ZM190 183V184H189ZM198 183V184H197ZM89 185H91V186H89V189H91L92 188V184L91 183H89ZM116 185V187H114ZM117 185H119L120 187H117ZM145 185V186H144ZM238 186V187H237ZM115 188L117 189V188H120V190H115ZM168 189V190H167ZM102 191V192H101ZM122 191V192H121ZM169 191H170V193H169ZM99 192V193H98ZM122 194H121V193ZM135 192V193H134ZM185 192L187 193V196H186V194H185ZM191 193L192 192V195H189V193ZM120 193V194H119ZM132 194V195H131ZM134 194V195H133ZM145 197H144V196ZM167 195V196H166ZM189 195V196H188ZM191 196H192V198H196L195 200H193L192 198H191ZM96 197V198H95ZM141 197V198H140ZM186 197V198H185ZM188 197H190L191 199H189V200H187V198ZM121 198V199H120ZM135 198V199H134ZM97 199V200H96ZM123 200V201H122ZM191 200V201H190ZM137 203H136V202ZM184 201V202H183ZM243 202H245V201H247V199H243L242 200ZM94 202V203H93ZM242 202V203H243ZM127 203V204H126ZM246 203V202H245ZM68 204H69V206H68ZM239 204H241V202H239V203H237V204H235V205H239ZM235 205H233L232 207H228L227 208V210H226V212L224 211H219V212H217V214L214 216V228H216V229H214L216 232H214V234H215V237H220V236H222V235H224V233L226 234H228V236H230L231 237V235H233V231H234V228H235V224H234V222H233V219H232V214H233V212L232 211H234L233 209L235 208ZM51 206V207H50ZM89 206V207H88ZM136 206V207H135ZM189 206V207H188ZM193 207V208H190V207ZM185 207V208H184ZM187 207V208H186ZM49 208V209H48ZM121 208V209H120ZM48 209V210H47ZM67 210V211H66ZM80 210V211H79ZM84 210V211H83ZM121 210V211H120ZM126 212H125V211ZM63 211H65V212H63ZM96 211V212H95ZM106 211V212H105ZM123 211V212H122ZM181 211V212H182ZM228 211V212H227ZM231 211V212H230ZM83 214H82V213ZM110 212V213H109ZM64 213H66V215L64 214ZM139 213V212H138ZM140 214V213H139ZM124 216V217H123ZM184 216V215H183ZM94 217V218H93ZM126 217V218H125ZM128 217V218H127ZM204 217V218H203ZM81 219V220H80ZM128 219V220H127ZM205 219V220H204ZM202 220V221H201ZM204 220V221H203ZM217 220V221H216ZM81 221V222H80ZM58 222V223H57ZM233 224V225H232ZM61 225V226H60ZM227 227V228H226ZM231 227V228H230ZM225 228V229H224ZM132 230V231H131ZM60 231V232H59ZM204 231V232H203ZM206 231V232H205ZM46 232V231H45ZM125 232V233H124ZM138 232V233H137ZM84 233V234H83ZM202 233V234H201ZM203 233H205V234H203ZM207 233H209L210 235H208ZM59 234V235H58ZM82 234V235H81ZM87 234V235H86ZM131 234H133V235H131ZM138 234V235H137ZM193 234H194V237H193ZM201 234V235H200ZM207 234V236H205ZM46 235V236H45ZM50 235H52V236H50ZM65 235V236H64ZM203 235V236H202ZM86 236V237H85ZM134 236V237H133ZM137 236H138V238H137ZM50 237V238H49ZM118 237V238H117ZM121 237V238H120ZM200 237V238H199ZM202 237V238H201ZM205 237V238H204ZM207 237H208V239H207ZM45 238V239H44ZM65 238V239H64ZM82 238V239H81ZM126 238V239H125ZM139 238H140V240H139ZM152 238V239H151ZM192 238V239H191ZM206 239V240H204V239ZM51 239V240H50ZM85 239H86V241H85ZM147 239V240H146ZM198 239V240H197ZM83 240V241H82ZM149 240H151V241H149ZM194 240V241H193ZM202 240H204V241H202ZM86 242V244H87V247H86V249L84 250L83 248H82V242ZM121 241V242H120ZM140 241V242H139ZM147 241H149V242H147ZM90 242V243H89ZM115 242V243H114ZM123 242V243H122ZM139 244V249L137 248V246L136 245H138L137 243ZM150 242H151V244H150ZM80 243H82V244H80ZM150 244V245H152V243L154 244V246H149V245H147V244ZM66 244V245H65ZM136 244V245H135ZM54 247H53V246ZM203 245V246H202ZM53 248V249H52ZM96 248V249H95ZM137 248V249H136ZM83 249V250H82ZM132 249H134V250H132ZM87 250V251H86ZM137 251V252H136ZM139 251V252H138ZM87 252V253H86ZM91 252V253H90ZM125 252V253H124ZM90 253V254H89ZM139 253V254H138ZM136 254V255H135ZM190 254H192V255H190ZM46 255V256H45ZM87 255V256H86ZM141 255H143V256H141ZM147 255H151L150 256V258L149 259H151V261H146L145 260V256H147ZM88 257V259L86 258V257ZM119 257H120V259H119ZM141 257H143V259L141 258ZM152 257V258H151ZM175 259H174V258ZM48 258H49V260H48ZM85 258V259H84ZM177 258V259H176ZM83 259H84V262H83ZM131 260V262L129 261V260ZM190 259V260H189ZM144 260V261H143ZM176 262H175V261ZM79 261V262H78ZM158 261V262H157ZM173 261V262H172ZM157 262V263H156ZM211 262V261H210ZM32 263V261H28V263L27 264H31ZM185 263V264H186Z\"/></svg>",
  "mask_w": 264,
  "mask_h": 264
}]
</instances>
